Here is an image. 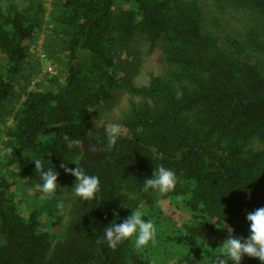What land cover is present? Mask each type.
Listing matches in <instances>:
<instances>
[{
  "label": "trees",
  "instance_id": "trees-1",
  "mask_svg": "<svg viewBox=\"0 0 264 264\" xmlns=\"http://www.w3.org/2000/svg\"><path fill=\"white\" fill-rule=\"evenodd\" d=\"M140 41L162 65L146 85L126 57ZM39 51L54 68L33 83ZM0 58V264H156L151 242L102 240L137 209L158 237L184 214L163 238L172 264H210L230 234L248 235L246 215L264 207V0H0ZM118 92L130 99L107 149L95 115ZM29 156L59 173L52 197ZM73 160L99 177L95 199L74 195L59 167ZM159 165L175 188L140 192Z\"/></svg>",
  "mask_w": 264,
  "mask_h": 264
},
{
  "label": "clouds",
  "instance_id": "clouds-1",
  "mask_svg": "<svg viewBox=\"0 0 264 264\" xmlns=\"http://www.w3.org/2000/svg\"><path fill=\"white\" fill-rule=\"evenodd\" d=\"M104 136L107 149L113 148L121 136V125L119 123L107 125L104 128ZM63 139L67 142L69 149L80 144L79 140L72 139L67 135ZM4 151L11 152L12 149L5 148ZM28 158L34 164L35 171L39 175V191L45 197H52L57 190L59 173L54 170L53 166L45 168L42 157L29 156ZM70 164H74L75 167L69 168L64 162H61L59 167L65 174L74 177L75 183L71 187L74 195L82 201L95 199L100 186L99 177L88 174L76 160ZM177 179V174L172 169L159 165L153 170L151 177L144 178L139 191L164 195L175 188ZM144 216L145 213L141 210H131V213L120 223L111 222L103 228L102 240L112 249H116L119 244L132 237H134L136 248L147 246L155 240L156 226L152 220L145 219ZM246 221L248 222V235L238 237L230 234L221 243L218 254L211 258L210 264H241V259L245 255L257 258L261 264H264V207L248 213Z\"/></svg>",
  "mask_w": 264,
  "mask_h": 264
},
{
  "label": "rangeland",
  "instance_id": "rangeland-1",
  "mask_svg": "<svg viewBox=\"0 0 264 264\" xmlns=\"http://www.w3.org/2000/svg\"><path fill=\"white\" fill-rule=\"evenodd\" d=\"M235 15V14H234ZM209 13L207 17L209 19ZM233 26L237 27L238 22L233 20ZM40 43V40L37 42ZM39 58H40V72L36 75L33 79V83H38L41 78L44 76V72L51 73L54 68L53 65L50 66V63L46 60L44 53L39 51ZM159 50L155 47L151 50L148 49L147 45L144 42L135 43L129 50V54L126 55L127 60L130 61V69L134 74V81L137 85H146L149 81V78L152 74H158L162 71V65L158 59ZM0 58V63H1ZM140 62L141 64L138 65L137 70H134V64ZM60 69V68H59ZM129 95L127 93H120L115 95L113 100L107 103L103 108L98 110L95 117L99 122L106 121L109 124L117 123L120 119L122 112L127 108L129 104ZM18 103H12V101L6 102L5 110L16 107ZM11 122L10 118L6 119V124L9 125ZM4 128L0 126V141L4 138ZM164 210H169V208H165ZM169 212V211H165ZM184 216L183 213H177L174 216V224L167 225L164 224L160 226L158 230L160 231L159 237L155 236L154 242H151L149 247L151 256L154 259L156 264H172L175 262L179 257V252L171 245L168 238L166 241H163V238L171 233V231H176L178 226L180 225L179 220L182 219ZM178 220V221H177ZM157 228V227H156ZM174 228V229H173Z\"/></svg>",
  "mask_w": 264,
  "mask_h": 264
}]
</instances>
